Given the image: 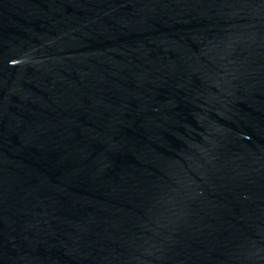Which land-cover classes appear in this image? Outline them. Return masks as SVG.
<instances>
[{
    "label": "water",
    "instance_id": "obj_1",
    "mask_svg": "<svg viewBox=\"0 0 264 264\" xmlns=\"http://www.w3.org/2000/svg\"><path fill=\"white\" fill-rule=\"evenodd\" d=\"M0 264H264V0H0Z\"/></svg>",
    "mask_w": 264,
    "mask_h": 264
}]
</instances>
